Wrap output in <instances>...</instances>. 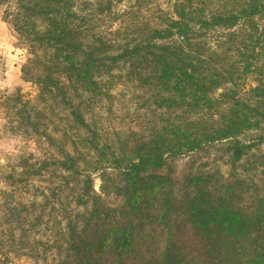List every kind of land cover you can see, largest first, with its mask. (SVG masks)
Wrapping results in <instances>:
<instances>
[{
	"label": "trees",
	"instance_id": "16d2710c",
	"mask_svg": "<svg viewBox=\"0 0 264 264\" xmlns=\"http://www.w3.org/2000/svg\"><path fill=\"white\" fill-rule=\"evenodd\" d=\"M163 1L135 0L133 12L116 8L118 0H81L78 7L75 0H0L3 21L26 51L21 74L40 103L66 111L43 123L37 117L46 118L44 111L32 107L35 121H22L60 155L30 167H56L59 189L67 191L60 264H182L169 245L155 263L137 250L143 225L174 214L199 234L206 264H264V180L253 179L264 175V154L250 153L264 144V0ZM120 80L146 96L142 108L151 119L145 131L115 132L113 149L100 147L105 134L90 125ZM63 124L52 131L59 140L38 133V125ZM248 132L256 133L250 141ZM212 148L241 172L220 175L222 182L215 174L174 175L177 159ZM104 161L119 173L107 187L100 176L102 193L122 200L112 217L93 195L91 170ZM247 182L255 187L250 198ZM89 201L88 214L77 211ZM13 246V231L0 229V264Z\"/></svg>",
	"mask_w": 264,
	"mask_h": 264
},
{
	"label": "rangeland",
	"instance_id": "374dc122",
	"mask_svg": "<svg viewBox=\"0 0 264 264\" xmlns=\"http://www.w3.org/2000/svg\"><path fill=\"white\" fill-rule=\"evenodd\" d=\"M118 1L116 8L120 10L135 7V0ZM80 2L81 0H75V6L78 7ZM156 2L162 5L164 1ZM144 7H148L147 1ZM144 7L140 9L142 18L149 14ZM131 10L136 12L135 8ZM25 60V49L3 21L0 11V156L5 160V163L0 165V229L5 231L10 228L14 238L13 252L6 264H60L64 255L59 253L58 245L65 224L60 208L67 195V191L61 192L59 189L62 182L61 172L54 166L37 173L30 169L33 166L36 171L40 163H50L55 158H60V155L55 147H50L44 136L32 133L29 126L22 125V121L26 115H30L35 121L32 107L44 111L46 118L37 117L43 123L52 115L57 119L62 118L66 111L60 107L51 108L37 100L36 86L26 81L21 74V66ZM109 94L103 99L101 108L96 111L100 116L96 125L90 126L98 129L101 135L105 134L98 139L100 147L104 145L113 149L115 132L130 129L145 131V121L151 119V114L142 108L146 96H142L141 92L122 80L113 86ZM6 97H12V101H7ZM24 103L27 107H23ZM85 117L89 122L93 121V116ZM57 126L63 128L65 125H38V133L45 131L59 140V134L52 133ZM81 133L84 140L87 139L86 133ZM255 135V132H248L243 138L250 141ZM253 152L264 154V144L250 151ZM173 164L174 175L180 180L186 174L200 172L215 174L216 180L222 182L220 175L223 180H227L241 172L240 164L230 166L227 156L213 148L207 153H200L194 159L179 158ZM102 165L98 170H91L93 195L100 198L99 201L104 208L109 209L107 213L112 217L122 200L118 196H106L102 193L100 176L104 172V186L107 187L112 185V181H119V173L111 166L110 161H104ZM253 179L257 184L261 183L264 175L259 174ZM74 188L76 192L80 191L79 185ZM246 188L248 189L244 197L250 198L255 192L254 182H247ZM213 190L214 188L211 190L212 195L217 196ZM76 209L88 214L92 209V201ZM136 243L137 250L143 251L151 263L160 261L164 248L169 245L171 254L181 255L182 264H206L201 238L192 231L184 214H174L170 220L163 223L153 221L143 225L142 232L136 236Z\"/></svg>",
	"mask_w": 264,
	"mask_h": 264
},
{
	"label": "clouds",
	"instance_id": "9594fccd",
	"mask_svg": "<svg viewBox=\"0 0 264 264\" xmlns=\"http://www.w3.org/2000/svg\"><path fill=\"white\" fill-rule=\"evenodd\" d=\"M5 163V160L3 158V156H0V165H3Z\"/></svg>",
	"mask_w": 264,
	"mask_h": 264
}]
</instances>
